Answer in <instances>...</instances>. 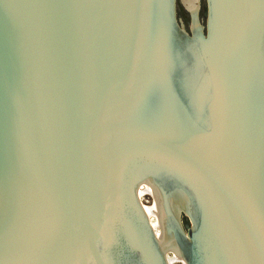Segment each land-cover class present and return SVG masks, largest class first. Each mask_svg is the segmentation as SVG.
<instances>
[{
	"label": "water",
	"instance_id": "water-1",
	"mask_svg": "<svg viewBox=\"0 0 264 264\" xmlns=\"http://www.w3.org/2000/svg\"><path fill=\"white\" fill-rule=\"evenodd\" d=\"M186 8L0 0V264H264V0Z\"/></svg>",
	"mask_w": 264,
	"mask_h": 264
},
{
	"label": "rangeland",
	"instance_id": "rangeland-1",
	"mask_svg": "<svg viewBox=\"0 0 264 264\" xmlns=\"http://www.w3.org/2000/svg\"><path fill=\"white\" fill-rule=\"evenodd\" d=\"M206 10V0H201V15H203L204 11ZM177 11L178 16L182 18L187 25V27L190 24V15L186 8L184 0H177ZM188 220L184 218V223L186 224Z\"/></svg>",
	"mask_w": 264,
	"mask_h": 264
},
{
	"label": "bare ground",
	"instance_id": "bare-ground-1",
	"mask_svg": "<svg viewBox=\"0 0 264 264\" xmlns=\"http://www.w3.org/2000/svg\"><path fill=\"white\" fill-rule=\"evenodd\" d=\"M186 7L192 8L196 4V0H184Z\"/></svg>",
	"mask_w": 264,
	"mask_h": 264
}]
</instances>
